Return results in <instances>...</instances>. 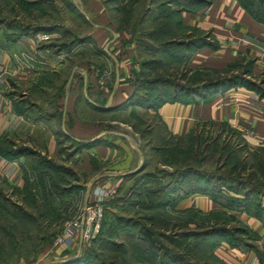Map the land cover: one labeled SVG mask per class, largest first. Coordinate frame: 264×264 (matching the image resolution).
Wrapping results in <instances>:
<instances>
[{"label":"crops","instance_id":"0c3cea01","mask_svg":"<svg viewBox=\"0 0 264 264\" xmlns=\"http://www.w3.org/2000/svg\"><path fill=\"white\" fill-rule=\"evenodd\" d=\"M67 1L87 22L84 35L57 44L48 40L57 27L34 28L0 45V180L15 190L23 185V173H73L85 203L94 200L95 187H115L142 162L141 136L116 117L127 112L120 104L130 95L138 54L129 33L111 21L112 8L103 0ZM178 17L209 42L189 54L190 70L207 75L250 62L253 75H264V26L236 0H211ZM103 72L106 80L98 85ZM143 110L155 115L171 136H182L202 123L223 124L249 151L264 147V97L243 86ZM38 160L50 167L35 168ZM174 207L206 212L217 206L195 193ZM235 214L253 233L252 246H232L222 239L214 252L222 264H264V224L246 211ZM63 252L61 246L48 244L32 264H58Z\"/></svg>","mask_w":264,"mask_h":264},{"label":"rangeland","instance_id":"374dc122","mask_svg":"<svg viewBox=\"0 0 264 264\" xmlns=\"http://www.w3.org/2000/svg\"><path fill=\"white\" fill-rule=\"evenodd\" d=\"M25 1L27 0H0V45L7 43L5 38L15 35L16 23L19 22L32 24L42 31L46 27H57L56 34L48 39L57 44L69 41L74 34L82 36L88 29L87 22L74 14L67 0H41L34 8L26 7ZM200 1L211 2L103 0L106 8H112L111 21L117 29L129 33L138 54L136 70L129 80L132 89L123 88L124 92L126 89L131 91L127 103L135 106L125 104L127 112L119 113L116 117L134 125V132L141 136L144 153L142 162L137 166L140 167L139 171L128 173L110 190L105 200L108 202H104L105 211L99 238L95 236L79 252L73 253L65 249V254L61 253L62 257L57 263L64 261V264H77L75 262L79 258H85L82 264H122L126 258V264H222L214 248L212 249L219 238H234L253 244L252 234L231 212L214 210L210 214H203L198 210L184 212L171 208L153 209L155 202H165L169 187H181L188 183H196L202 187L206 183L201 178L206 177L210 179L206 187L210 193H216L218 188L227 195V189L222 187L226 183L236 191L237 196H248L249 201L246 202L249 203L250 210H255L254 207L259 204L258 211L264 213V155L249 153L239 145V140L232 131L217 125H200L182 139L167 137L161 132L162 127L157 118L136 105L144 102L141 97L157 101L168 100L171 95H182L180 92L177 94L176 87H183L188 83L189 77H192L186 75L184 56L188 52L182 46L177 47L172 43H186L192 37H199L200 33L193 32L184 36L181 35L183 29L161 33L158 26L166 22L168 24L164 26L167 27L177 19L179 13H192L206 6L199 5ZM167 14H170L169 18L162 17ZM175 50L177 55L170 56ZM102 74L99 73L98 79ZM219 74L210 73L209 78H218ZM223 75L246 79L264 93V75H253L249 64L241 62L226 69ZM105 80L106 78L102 84ZM183 173L188 175L182 177ZM26 174L31 181L33 174ZM57 176V182L64 186L65 191L51 203L55 208L52 211L57 217H53L52 212L48 213L42 203H31L28 195L11 189L0 180V204H4L10 211L15 209L14 205L19 207L26 218L6 217L19 228L14 232L19 248L8 251L10 257L6 264H32L41 248L52 245L63 222L75 217L81 210L82 194L75 184V178L79 177L73 173H57ZM221 199V202H231L227 198ZM232 202L236 203L233 198ZM143 232H152L156 246V249L149 248L151 257L156 254L149 262L134 253H131L132 256L124 255V251H130L127 235L136 237L144 234ZM104 237H109L110 240L100 242ZM140 242H143L140 246L146 244L145 241Z\"/></svg>","mask_w":264,"mask_h":264},{"label":"trees","instance_id":"16d2710c","mask_svg":"<svg viewBox=\"0 0 264 264\" xmlns=\"http://www.w3.org/2000/svg\"><path fill=\"white\" fill-rule=\"evenodd\" d=\"M237 4L239 5V7L241 9H243L255 22H257L258 24H261L264 26V0H236ZM26 5V7H33L37 6L39 3H41V0H31V1H25L24 2ZM23 3V4H24ZM68 3V1H67ZM199 5L204 6L208 5L209 2H204V1H200L198 2ZM167 5H169L168 3H166ZM164 7V6H163ZM170 13H172L171 10H169ZM179 15V14H178ZM144 17V16H143ZM162 17H170V14L167 15H163ZM16 29L17 32L15 33V35L12 37L14 38L15 36H17L20 33L23 32H27V31H32L34 28V26H32V24H24L23 22H19L16 23ZM165 24H168L166 22L160 23L158 26V31H161V33L163 32H169L172 33L174 32L175 29H183L184 32L181 33V35L187 36V35H191L193 32L197 33L200 31L195 29V28H188L186 26L183 25L182 21L179 19V17H177V19L169 26H164ZM173 24H175V26H173ZM47 28H52V27H46ZM43 29V28H42ZM189 30V32H187ZM157 31V32H158ZM12 38H5L7 40H10ZM175 46L179 47L182 46L184 49L187 50V55L184 56L185 60L187 61L189 54L193 51L194 48H201L203 46H207L209 44V42L206 40V37L204 35H202L200 33L199 37H192L190 39H188L186 41V43H172ZM177 55V51L175 50L174 53H170V56L175 57ZM185 61V62H186ZM241 62H238L236 64H232L230 65V67L228 69H231L232 67L238 65ZM244 64H249L251 66L250 62H245ZM185 67H186V75L187 76H192L189 77L188 79V83H186L183 87H176L177 89V94H179L178 92L182 93V95L177 96V95H171L170 98L168 100H157V101H148V99H146V97H141L143 98L144 102L141 103H137L136 105L140 106L141 108L148 110V109H155L157 108L160 104L166 102V101H181V102H191L192 100H194L195 96H201L204 93H218L220 91H224L227 90L231 87H235V86H243L245 88H248L250 90H253L257 93L258 96L260 97H264V93L258 89L257 87H255L253 84H251L250 82L246 81V79H238L236 78V76L233 75H223V72L226 70H224L223 72H221V76L219 74L218 78H214V79H210L209 78V74L210 73H214V72H210L207 75L206 74H202L198 71H192L190 70L185 63ZM186 76V79H187ZM195 76V77H194ZM193 78V79H192ZM131 95V94H130ZM128 95V97L130 96ZM128 97L125 99V101H123L120 106L121 107H125V104H128L127 99ZM129 105V104H128ZM126 105V106H128ZM135 106V104H130L129 106ZM155 116V115H154ZM156 117V116H155ZM201 125H214L211 123H202ZM132 128L134 125H132ZM160 126L162 127L161 132H163V134H165L167 137H174L175 139H182L184 137H186L187 135H189L191 132H193L198 126L194 127L193 129H191L190 131H188L186 134L182 135V136H171L166 134L164 127L160 124ZM219 127L228 129L230 131H232L235 136L237 137V139L239 140V145L242 146L244 149H246L249 153H253L256 156H262L264 155V147L262 148H258L254 151H249L246 146L243 144L241 138L238 136V134L230 129L228 126L220 124L217 125ZM150 134V132H149ZM170 149H164V151H168ZM41 169V168H48L50 167V164L42 161V160H38L37 165L35 166V168ZM33 174V179L31 181H29L27 174L23 173V185L20 189H15L16 191L24 194V195H28L31 199V203H42L43 207L46 208L48 210V213L52 212V216L53 217H57L55 216L56 213L54 214V212L52 210H54L55 208L53 206H51V203L54 202L56 197H60V195H62L65 191H63V187L62 184L60 185L57 180H59V177H56L57 173H32ZM72 174V173H70ZM181 175V174H180ZM184 177L185 175H188L186 173L182 174ZM201 180L203 182L206 183L205 186L199 187L198 185H196V183H188L187 185H183V186H178V187H169L168 188V193H167V197L165 202H155L153 204V209H166V208H171L173 210H175L176 208L175 203L190 195V194H202V195H206L212 202L215 203V205L217 207L203 212L206 214H210L211 211L213 212L214 210H222V211H227V212H231L233 213L237 220L240 221L245 228H247V226L240 220L238 219L237 215L235 214V212L237 211H246L248 214L256 216L257 218H259L262 223L264 224V213H261L258 211L257 206H259V204H257V206L254 207L255 210H250V208H248L249 203H247L249 201L248 196L244 195L242 197L237 196L236 191L233 190L232 188L228 187V185H226V183H223L224 185H222V187H225L227 189V195L225 193H222L220 191V189H216V193H210V191H207L208 189H206L207 187V183L209 182V178H201ZM79 188V187H77ZM217 194L220 197H216ZM234 194V195H232ZM264 196V194H263ZM244 197V198H243ZM221 198H227L230 199L231 202H221L222 199ZM232 198L235 200L236 203L233 204L232 202ZM1 199V197H0ZM2 200V199H1ZM244 200V201H243ZM247 201V202H246ZM108 202V201H105ZM15 209L10 211L9 209H6V206L4 204H0V264H6L7 260H9V253L8 251H16V249L19 248V241L17 238H15L14 236V232L16 230H18L19 228H17V224H14V222L8 218V217H12V218H16V219H26L25 216H23L21 213V209L19 207L16 208V206H13ZM58 208V207H57ZM182 210L184 212H187L189 210L193 211V210H198L196 208H184V209H179ZM105 211V210H104ZM104 214V212H103ZM103 218L104 215L102 217V222H101V227L100 230L98 232V234L96 235V237L101 235V229H102V224H103ZM32 219V218H31ZM23 227V226H22ZM21 228V227H20ZM247 230L252 234L253 238L254 235L251 232V230L249 228H247ZM144 234H138L136 235V237H134L135 235H127L126 239H128L130 241V251H124V255L126 254V256H132L131 253H134L135 255H137L139 258L142 257L144 261L149 262V260H153L156 256V254L150 255L149 253V248L152 247L154 249H156L155 243H154V239L152 238V232H143ZM214 233V232H212ZM132 236V237H131ZM144 238V240H143ZM135 239V240H132ZM226 240L230 245L232 246H252V243H244L241 241H238L234 238H219L215 244L212 245V249L214 248V246L220 241V240ZM110 239L109 237H107V239L102 238L100 240V242H108ZM140 241H145L146 244H143L142 246H140ZM85 248V247H84ZM12 253V252H11ZM85 253V251L83 252V254ZM82 254V255H83ZM87 254V253H86ZM146 256H143V255ZM151 257V258H150ZM219 258V257H218ZM85 258H79L75 263H79L82 264L83 260ZM220 259V258H219ZM118 261V260H117ZM222 262V261H221ZM65 262H60L58 264H64ZM121 264V263H120ZM122 264H126V258L123 260Z\"/></svg>","mask_w":264,"mask_h":264},{"label":"built area","instance_id":"2783aa9c","mask_svg":"<svg viewBox=\"0 0 264 264\" xmlns=\"http://www.w3.org/2000/svg\"><path fill=\"white\" fill-rule=\"evenodd\" d=\"M104 78H106V74L103 72L98 79V83L102 84ZM111 189L112 187L107 185L95 187L94 200L82 203L81 210L76 216L63 222L52 245L61 246L73 253L79 252L81 248L89 245L100 230L104 202L108 198Z\"/></svg>","mask_w":264,"mask_h":264},{"label":"water","instance_id":"95a60500","mask_svg":"<svg viewBox=\"0 0 264 264\" xmlns=\"http://www.w3.org/2000/svg\"><path fill=\"white\" fill-rule=\"evenodd\" d=\"M140 167H137L134 171H132L131 173H135L137 171H139Z\"/></svg>","mask_w":264,"mask_h":264}]
</instances>
